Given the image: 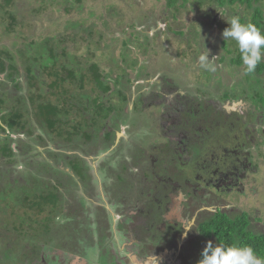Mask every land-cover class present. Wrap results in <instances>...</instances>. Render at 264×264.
Returning <instances> with one entry per match:
<instances>
[{"label":"flooded vegetation","instance_id":"flooded-vegetation-1","mask_svg":"<svg viewBox=\"0 0 264 264\" xmlns=\"http://www.w3.org/2000/svg\"><path fill=\"white\" fill-rule=\"evenodd\" d=\"M260 4L264 18V2ZM258 28L264 31V19ZM197 44L201 47L173 54L170 68L154 72L153 65L141 75L134 73L128 101L115 94L117 112L100 118L97 127L87 126L86 134L97 138L71 143L74 149L65 162L72 175L79 177L71 163L76 158L86 162L92 154L103 162L101 170L95 168L94 172L99 179H92L90 173L81 182L91 187V194L96 192L98 204L81 202L84 216L75 215L77 219L71 216V204H64L63 191L65 181H77L75 176L60 177L52 184L41 176L40 184L35 185L36 174L27 166L24 173L22 166L14 167L13 173L3 171L25 159L35 163L31 153L17 154L19 145L29 143L35 150L41 149L33 142L35 131L16 133L1 123L0 191L11 184L23 193L27 185L34 190H51L59 197V208H54L56 213L47 227L1 242L6 251L0 255L4 264H198L208 241L214 246L221 244L206 232L212 231L210 224L218 217L231 220L246 214L249 228L264 233V219L258 217L262 211L258 206H247L264 192V62L254 73L246 74L244 65L240 66L239 79L232 67L234 77L221 76L225 66L216 63L211 49L209 59L213 58L215 71L201 66L199 56L207 48ZM231 46V50L238 49L234 40ZM21 88H26L25 81ZM118 88L123 89L121 83ZM3 94L5 91H0V98ZM11 94L7 95L11 98ZM30 121L38 125L33 112ZM6 143L14 152L12 159L2 154ZM133 149L127 155V150ZM50 150L55 156L59 153L58 149ZM110 160L114 165L109 170L106 165ZM133 182L137 191L132 190ZM81 189L88 193L86 187ZM1 208L5 209L2 214L9 211L5 205ZM110 219L116 225H110ZM220 224L231 231V223L217 221V227ZM186 229L191 230L185 238Z\"/></svg>","mask_w":264,"mask_h":264},{"label":"trees","instance_id":"trees-1","mask_svg":"<svg viewBox=\"0 0 264 264\" xmlns=\"http://www.w3.org/2000/svg\"><path fill=\"white\" fill-rule=\"evenodd\" d=\"M29 1L33 0H0V85L3 86L5 81H9L14 84L15 89H20V83L16 82L24 75L27 78L29 89L33 91L28 96L30 106L22 103V98L20 101L16 99V105L15 101L9 103L10 107L5 106L10 97L7 92L1 96L0 112L7 109L8 111L3 112L0 127H2V123V125H7L12 132L27 131L32 134L35 128L30 121V111L27 109L33 108L38 125L46 127L50 134L62 138L70 144L76 140L84 139L91 142L97 138L86 134L87 126L97 127L100 118L105 119L112 112H117L115 94L123 102L128 101L127 91L133 84L134 73L141 75L144 69L149 70L151 66L155 65L157 59L161 58V54H164L161 43L162 34H167V43L171 41L172 36L179 37L180 40L187 35L193 36L191 38L196 43H201L203 47L213 51L216 63L225 66V72L221 73V76L234 77L232 68H235L236 78L239 79L238 75L241 69L239 67L243 65L239 48L231 50V40L226 41L222 37L224 29L229 27L226 19L233 16L235 8H244L243 15H238L242 23H252L259 27V23L264 19L263 5L260 4L264 0H159L160 2L165 1V10L171 11V19H160L155 16L157 22L154 36H150L148 33L153 25L148 23L149 16L147 15L148 20L140 16L136 19L145 26V29L140 30L139 28L136 31L135 23L129 24L132 31L128 32L127 37L121 40V46L115 49L108 46V42L118 39L116 36L113 40L106 41L108 44L105 46L107 50L105 51L102 46L99 48L100 42L103 43V36L98 37L99 39L96 41L93 37V28H87V24L83 21H72L64 27L67 32L75 31L69 37L65 34L60 35L61 33H58L60 30H56V33L49 32L48 25L54 24L53 19L49 17V12L64 11L65 15H71L73 11L76 12V8L77 11L81 10L84 0H75V4H70L69 0H41L40 4L31 9ZM38 1L40 2V0ZM188 6H192L193 9H208L207 12H202L205 15H203L201 28L193 24L176 26L180 16H185L190 12L184 11ZM181 9L182 13H180ZM211 9H215L216 12L211 14ZM219 12L224 15V20H220L217 16ZM118 14L114 8L109 9L110 17L115 16L118 19ZM150 17L153 16L150 15ZM121 21H123V17ZM162 24L166 25V29L159 28ZM82 32L92 37L88 41V49L89 44L95 43L94 47L101 50L99 52L100 61H94L92 57L88 56H85L87 61L85 64L79 60H76L75 64V61L72 60L68 49L73 43L74 36ZM40 33L41 37L36 36ZM5 36H11L10 47L4 45L8 41ZM40 39L46 42L44 50H32ZM180 40H177L180 42L178 44L184 45ZM24 43L26 45L22 47ZM92 50L93 44H91L88 53H91ZM102 58H105L106 62ZM61 59H67L69 64L59 62ZM242 70H245V66ZM35 71L40 72L44 79L40 80ZM41 81L47 86L49 90L47 93L42 91ZM120 83L123 86L121 90L118 88ZM111 100H114V103ZM26 105L27 108H24ZM8 140L5 141L8 142ZM1 151L8 159H12L14 156L13 150L7 143L2 146ZM76 159L71 162L72 167L83 182L85 179L83 165L78 158ZM34 179L35 185L36 183L40 184L39 177L36 176ZM22 191L23 193L14 190L11 184L0 191V218L2 217L0 220L3 222L0 227V236L2 235L0 237V255L6 253L1 242L5 241L7 237L12 235L18 236V238L25 237L30 234V230L39 232V229L50 224L49 220H52L56 213L54 208H59V197L51 190L45 191L43 188L34 190L32 186L24 185ZM2 205L7 207L6 210L9 208V211L2 214V211L5 210L4 208L1 210ZM223 218L218 217L210 224L212 231L205 230L208 237H215L223 245L226 243V245L251 246L260 258H264V233H255L253 229L249 228L246 214L237 215L231 220ZM217 221L231 223V231L226 225L220 224L217 227ZM92 241L94 240L91 239ZM0 264H4L1 258Z\"/></svg>","mask_w":264,"mask_h":264},{"label":"rangeland","instance_id":"rangeland-1","mask_svg":"<svg viewBox=\"0 0 264 264\" xmlns=\"http://www.w3.org/2000/svg\"><path fill=\"white\" fill-rule=\"evenodd\" d=\"M68 1V0H67ZM70 4H75V0H69ZM42 1L40 0V2L38 0H33V1H29V8H33L36 5L40 4ZM27 4V2H26ZM181 4V3H180ZM28 5V4H27ZM81 10L79 9L77 11L76 8V12H72L71 15H65L64 11H56L54 12H49L50 16L53 21L54 24L49 26V32H57L56 30H60L58 33H61L60 35H64L69 37L73 34V30L70 31H65V28L67 26V24L69 22L72 21H83L87 24V28L92 27L93 28V34H94V39H96V41L103 36V43L100 44V46H102V48L107 51L105 49V46L108 44V46L111 47V49H115L117 47L121 46V40H123V38L127 37V33L131 32L132 30L129 28V24H133L135 23V27H136V31L139 30H143L145 29V26H143L142 24H140L138 22V20L136 19L137 17L140 18V16L144 17L145 19L149 16V21L148 23H150L151 25L153 24V27H156V17H159L160 19L163 18H170L171 15V11H166L165 10V1H159V0H84L83 4L81 5ZM25 9H27L26 7H24ZM110 8H114L117 13H119L118 19L115 16H109V9ZM207 8L205 10L203 9H193L192 6H188L184 11H190L188 13H186L187 15H183L180 16V20H178V22L176 23L178 25L180 24H193L196 25L198 28H201V22H203V15H205V13L202 12H207ZM235 11H233V16L239 15L242 16L243 15V11L244 8H235ZM183 10H180V13H182ZM201 12V13H200ZM216 10L215 9H211V14L215 13ZM237 12V13H236ZM150 15H152L153 17L151 18ZM121 16V17H120ZM217 16L220 18V20H224V15L221 14V12L217 13ZM123 17V21L122 20ZM120 19V20H119ZM146 20V22H147ZM225 23V22H224ZM85 24V25H86ZM160 27H162L163 29H166V25L162 24ZM19 29V28H18ZM177 30L179 28H176ZM148 33L150 36L154 35L156 33V29L154 30V28L151 27V30H148ZM167 33V32H166ZM30 34V32H29ZM41 33L37 34L36 36L41 37ZM119 35V36H118ZM167 34H162L161 35V43H162V51H164L162 57L158 60L157 59V63L155 64L153 71L154 72H158L159 69L163 68V67H168L170 68L171 66V62L172 60V56L173 54L177 53L179 50L184 51L186 48L190 51L195 50L197 48H200L201 46L198 45L196 43V41L194 39H192L191 37L193 36H189L187 35L186 37H183L182 40L179 39V37H175L172 36L171 37V41H169L167 43ZM8 36V35H7ZM5 36V39H8L7 43L4 44L5 46H9L10 44V40L11 36L7 37ZM116 36H118V39L114 42H106V41H111L113 40ZM28 37V36H27ZM99 37V38H98ZM198 37V36H197ZM199 38V37H198ZM22 39V38H21ZM73 39V38H72ZM92 37L85 33L82 32L79 35H75L74 39H73V43L70 44V47L68 49V52L70 54V56L73 57L72 60L75 61L76 64V60H79L81 62H83L84 64L87 63V61L85 62V56L88 57H92V59H94V61H100V49H96L94 46L95 43H91L93 44V50L91 51V53H88L90 50V46L91 44H89V49H88V41L91 40ZM177 40H180L184 43V45L181 43V45H179ZM39 42H37V44L33 47L32 50H37L39 49L40 51L44 50V43H46L44 40L40 39L38 40ZM22 43V41H21ZM26 44H22V47L25 46ZM4 47V46H2ZM73 50V53H71V51ZM167 54H166V53ZM171 54H170V53ZM169 53V54H168ZM170 57V59H169ZM102 60L104 62H106L105 58H102ZM46 61L48 62V58L46 59ZM44 61V62H46ZM67 59H61V63H66ZM42 63V62H40ZM73 64V63H72ZM35 74L38 76V78L40 80H43L44 77H42L43 75H41L40 72L35 71ZM46 79V78H45ZM25 81L26 82V88L24 90H22V88L20 87V89H15L14 84H11L9 81H5V85H0V91H5L7 93H12L11 94V98L12 99H8L7 102L9 103H14L16 101V99H18L17 101H20V97L22 98V103H26L28 104V96L31 94V92H33L31 89H29L28 86V82H27V78L24 77H20L18 78V81L16 83H20V85L22 84V82ZM47 81V79H46ZM1 84V83H0ZM23 86L25 87V85L23 84ZM41 89L43 92L47 93L48 88L45 85V83L41 81ZM25 92V93H24ZM24 93V94H23ZM27 94V96H25ZM8 97V96H7ZM16 98V99H15ZM16 105V104H15ZM27 105L24 108H27ZM30 106V105H29ZM6 111V110H4ZM27 111H30L29 114H31V112H33V108H29V110L27 109ZM39 124V123H38ZM34 130L35 131V136L33 138V142L40 147L41 151H38L39 148H37L35 150V148H33L32 144L26 143V144H21L19 145V150L21 151H17V154L19 155H23L24 152H28L31 153L29 154L31 156V160H35V163H29L30 159H25L22 164L20 162L19 163H14V164H10L7 166V169H3V171L5 173H13V168L16 167L17 169L20 168L21 166V172L24 173L27 171L26 166L29 167L30 171L35 173L37 177L42 178L44 177L45 181H47V183L52 184L53 180L64 178L67 177V175H71L75 176L77 181H69V179H67L65 181L64 187H63V191L65 194V202L64 204H71L70 205V212H71V216L74 219L75 215H78L79 217L84 216L83 215V210L80 208V203L82 202V204L84 205V203L86 201H88V203L90 205H97L98 201H99V196H95L94 192L91 194L90 190L91 187L86 186L84 184H81L82 180L77 177L74 173V175H72L69 170V166L68 164L65 162V158L67 155H70V152L73 151L74 147L73 144L67 143L65 142V140H63L62 138H57L55 135L50 134L46 127L43 128L40 125H36L34 126ZM82 141H84V139H82ZM80 142V141H78ZM79 144L75 145L76 147ZM50 148H52L53 150H59V153H57V156H55L54 153L51 152ZM80 148V147H79ZM136 148V146H134V149ZM81 149V148H80ZM131 150L128 151L127 150V155H130L133 151L135 150ZM90 150H87V152H89ZM126 152V151H125ZM131 152V153H130ZM115 153L113 152L111 154V156L113 157ZM61 155V156H60ZM92 156V154H90ZM88 155L89 157H87L88 160H86V162L83 160V162L85 163V167H86V178L87 176L90 174L92 179H99L97 176L99 175L98 173L95 175V168L96 170L100 167L103 166V162H98L97 160L94 159V157ZM57 157V158H56ZM19 161L21 160L20 158L18 159ZM82 162V165H83ZM105 162V161H104ZM107 162V161H106ZM86 163L87 164L86 166ZM114 165V161H109L107 162V169L110 170L109 167ZM84 166V165H83ZM35 167V168H34ZM91 169L88 171V168ZM91 167V168H90ZM98 170H101L98 169ZM88 171V172H87ZM42 176V177H41ZM74 177V178H75ZM110 181V180H109ZM139 180H135L134 182H138ZM131 183V185L133 186L132 190H136L137 188H135V183ZM83 183V182H82ZM87 183V182H86ZM110 183L112 184V181H110ZM107 184V182L105 183ZM105 184L103 185V187L105 186ZM116 185H118L117 183H115ZM87 189V194H85L81 188L83 189ZM126 190L125 192L127 194H130L129 189L126 188V186H122L121 188H123ZM89 188V189H88ZM260 190V189H259ZM124 194V191H122ZM261 192V190H260ZM96 193V192H95ZM99 193V192H97ZM108 195V193H107ZM64 200V198H63ZM237 200H243L240 197H237ZM247 206L251 207L253 205L258 206L260 208V210L262 211V213H259V218H263L264 219V192L260 193L257 196V200L256 201H249L247 202ZM68 213H66L67 215ZM252 217H255L256 214L255 213H251ZM75 218L77 219V216H75ZM138 220V219H137ZM110 225L115 224L116 225V221L113 219H110ZM135 227H137V224H135L133 228V230H135Z\"/></svg>","mask_w":264,"mask_h":264},{"label":"clouds","instance_id":"clouds-1","mask_svg":"<svg viewBox=\"0 0 264 264\" xmlns=\"http://www.w3.org/2000/svg\"><path fill=\"white\" fill-rule=\"evenodd\" d=\"M229 27L222 32V37L237 42L241 59L246 73H254L259 64L264 62V31L252 23H242L241 18L236 15L226 19ZM213 59V58H212ZM209 59V50L199 56L202 67L215 71ZM191 229H186L184 235ZM198 264H264L251 246H240L238 244L213 245L208 241L201 253Z\"/></svg>","mask_w":264,"mask_h":264}]
</instances>
